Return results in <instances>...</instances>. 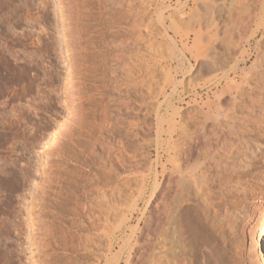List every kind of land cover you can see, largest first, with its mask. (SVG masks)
I'll return each mask as SVG.
<instances>
[{
	"label": "rangeland",
	"instance_id": "374dc122",
	"mask_svg": "<svg viewBox=\"0 0 264 264\" xmlns=\"http://www.w3.org/2000/svg\"><path fill=\"white\" fill-rule=\"evenodd\" d=\"M73 1L0 0V264H156L164 226L161 185L169 199L183 187L180 178L196 168L209 169L212 189L219 173L231 174L224 181L231 182L228 194L216 196L219 210L204 219L212 227L226 201L235 205L233 244L226 248L231 264L264 263V242H257L264 211V88L248 87L239 100L229 89L236 77L259 70L253 64L264 48V0H132L131 9L118 4L111 11L108 21L118 20L116 32L105 30L115 23L100 15L97 0H86L88 6L76 0L78 9ZM108 4L104 9L113 7ZM84 10L87 16L76 17ZM100 24L107 26L101 30ZM125 38L133 43L132 65L117 69L115 85L101 96L93 82L100 84L104 74L76 65L75 58L101 48L111 52ZM252 48L237 75L204 86L208 72H224ZM196 96L199 103L209 101V115L194 116ZM97 101L124 122L115 125L114 142L133 158L102 175L97 193L80 187L84 206L74 226L72 204L63 203L68 187L56 196L47 168L70 152L54 149L75 113L85 107L92 116ZM181 120L190 122L193 143L172 179L174 163L163 173L157 139L175 133ZM75 130L76 140L83 139L86 130ZM183 188L195 195L194 187L192 193ZM50 226L54 235L45 245L42 235Z\"/></svg>",
	"mask_w": 264,
	"mask_h": 264
},
{
	"label": "bare ground",
	"instance_id": "6f19581e",
	"mask_svg": "<svg viewBox=\"0 0 264 264\" xmlns=\"http://www.w3.org/2000/svg\"><path fill=\"white\" fill-rule=\"evenodd\" d=\"M84 1L85 3L87 2L86 0ZM84 1L82 2L83 4H84ZM111 1L112 0H97L95 2H98L97 3L98 6L97 5L96 6L99 7L98 9H100L99 10L100 12L98 11L100 15H102L103 17L105 16L104 19H107V22L115 23L114 26L113 25L107 26L108 23L106 25L100 24L99 27H101V30L104 29L103 27L107 26L105 30L108 29L109 32L114 30L113 32H116L118 31L117 29H115V28H118V26H116L118 24L117 23L118 20L115 21L114 19H110L114 21H108L110 18L109 16L112 13L111 11L114 10L115 7L117 8L118 4H119L118 7H121V8L128 7L129 9H131L132 0H121V1L113 0L112 2ZM73 2H74L73 3L74 7L77 8L80 6L78 3H81V2H78L76 0ZM90 2H92V0ZM106 3H109V4L113 3V7L108 6V8L106 7L104 9L103 5H105ZM93 4L95 3L93 2ZM96 6H93V7L91 6V7L94 8ZM82 7L80 8L82 9ZM83 9H86V8L84 7ZM98 9H95L96 13ZM89 10L91 11V8ZM92 11L90 12L88 17H92L91 16V14H93ZM82 12L81 13L79 11L75 12L76 17L78 16L80 17L81 14H84V12L86 13L85 10ZM86 16H87V13H86ZM85 21H88V20H83V22ZM135 24H136L135 25L136 28L142 27L141 21L138 22V20H136ZM84 27L88 29L89 26L88 24H86V26L84 25ZM79 37H82V35H79ZM113 40L115 39L113 38ZM119 40H117L118 43L115 46L116 49L111 50V52L105 50L104 48L103 49L101 48V50H99V53L97 54L86 51L78 55L79 57L75 56L76 65L78 66L80 65V67L81 66L83 67L91 66L90 68H93L95 73L96 71H100L101 73L104 74L103 80L100 82V84L96 81L93 82V83L98 84L96 88H97V91L101 93V96L105 95L108 87L115 85V80H114L113 75L116 73V70L122 66H126L128 63H129L128 66L132 65L131 64L132 62L130 63V60L132 58L131 52H133V48H132L133 43L130 42L131 39L125 38L120 42ZM110 45H109L110 47L113 46L112 44ZM94 47L99 49V47L98 46L96 47V45ZM79 49H81V47H79ZM253 55H254V49L252 48L248 51H245L242 54L241 59H239L238 62H236L232 66L226 68L224 72H216L214 70H211L210 72H208V74H210L211 77L208 76L210 78L204 81L203 83L204 86L210 87L211 85H214V84L219 85L223 81V79L225 78L227 79L231 74L237 75V73L240 72L241 70L240 65L246 62L247 60L251 59ZM77 59H80V60H78L77 62L76 61ZM256 65L259 67V70H257V73L255 74L247 73L246 75H244V77H236V81L229 84V89L231 90V94L233 97L232 99L239 100L240 96L246 95L245 89H247L248 87L262 86L264 88V48L258 53L257 60L253 64V66L256 67ZM200 78L201 76L198 75L197 79H200ZM263 88H261V90ZM104 98H106V96ZM197 98L198 97L196 96L194 99L195 107H193V110H192L194 113V116L196 118H199L201 117L199 114H202V117L209 115L210 112L212 111L209 101L199 103ZM98 100L99 101L102 100V97H99ZM99 101L97 102L99 103ZM98 103H96L94 106V114H92V116H90L84 111L85 107L84 109H80L75 113L70 127L64 133V139L59 141L54 149L55 150L54 152L55 153L57 152L58 154L62 148L64 149V147L68 148L67 150H69L70 152L66 150L67 152H69L68 155L67 156L64 155L66 157L62 155L63 157H59L58 158L59 160L58 161L56 160L57 162H52V159H51V161L48 163V168H47L48 169V172H47L48 183L59 189V190L54 191L56 196H59L60 191H67V187H68V191L66 194L67 196H71V197L66 196L67 199L64 197L65 200L63 201V203H65L66 205L72 204V206L70 205L69 210L70 212L74 214L73 216L74 226L77 224V218H76L78 214L77 209L79 207L84 206L81 202L82 200H79L78 195H77V192L80 189V187L85 189L86 192L88 191V193H97V188L101 182L100 178L102 177V175L109 176L113 171L119 170V168H121L125 163H127L129 159L133 158L132 157L128 159L129 155L126 154L122 150V147L117 146L116 143L114 142V134H113L114 127L116 124L124 123V122L122 120H119L118 118H115V119L111 118L110 116L111 114L106 106V103L105 105H102V106L100 105V103L99 104ZM236 107L238 106L236 105ZM235 110H237V108ZM182 120L179 123L180 124L179 129H177L175 133H169L165 135V137L161 135L157 139L158 140L157 141L158 159L161 161L163 173H165L168 167L169 161L174 163L172 165V171H171V173H173L171 174L173 175L172 179L176 178L174 173L175 172L177 173L178 172L177 170H179L180 168L181 169L183 168L182 164L184 163L186 156H187L185 152L187 151L186 153H188L189 151L188 148L190 147V144L193 143L192 141L193 138L189 136L190 133H189L188 127H189L190 122L189 121L182 122ZM75 126H77L79 129L83 131L86 130V134H82L83 139L76 140L77 135L75 133L76 132ZM72 143L74 146L71 145ZM62 152L60 154H62ZM168 153H170V156H168ZM167 156L170 159H168ZM134 159L130 161H132V163H135L136 160L134 161ZM211 164L212 163H210V165ZM62 166L63 167L67 166V167L66 168L64 167V170H59ZM243 167L245 168L246 165H244ZM211 169L213 170V167ZM208 170L209 169H203V168L197 170L196 168V170L194 169V171L192 172H188V173L186 172L187 177L183 176L180 178V184L183 187H185L187 190L190 191V188L191 189L193 187L195 188V190L193 191L195 194L193 195L194 198L191 197L189 193L187 194L182 193L184 188L181 186L183 189L181 188L179 190V193L176 191L173 194L172 191L174 189L170 191L172 193V197L170 196L169 199L171 200H169L168 199L169 195L167 194L168 191H166L167 189H166L165 184L161 185L160 199H159L160 206L159 207L161 209L160 211L161 212L160 214H162L161 217L162 219H164V226H163V231H161L162 236H160L161 238H160V243H159L160 244L159 246V249H160L159 256L160 257L158 256L159 259L158 261H156L157 262L156 264H231V261L229 260L230 256H228L230 252L227 253L226 248L233 242V238H231V236L234 233L232 223L234 224L235 223L234 221L237 218L233 216L235 215L233 214L235 205L232 206L233 203L232 204L229 203L228 205V201H226L227 204L224 207L223 212L220 210L222 214L220 215V212H219V214L217 213L219 216L215 215V217L218 218V219L216 218L218 223L216 222L215 224H213L212 227L209 225V228H208L207 224L212 225V223H208L209 221L206 220L208 219L209 214H212V213L214 214V212L216 211L215 208L216 209L218 208V207H215L217 206L215 205L216 202H219L217 201L219 197L216 198V196L218 195L221 196L222 194L226 193V190L228 189L229 184L231 186L230 181H229L230 183L229 182L224 183V181L227 178L229 180L230 177L228 176H230L231 174L230 173H229L230 175L224 174V177H222L221 173H219L218 174L219 179L217 178L218 179L217 187L216 189H212L211 188L212 184H210V181H209L210 171ZM165 183L167 184V182ZM65 184L67 185V187L65 186ZM231 187L230 189L234 188V186L233 188ZM238 206L239 204L237 205V207ZM211 209L214 212L211 213L210 212ZM232 217L235 219L233 220ZM204 219L208 221L207 224H205ZM213 220L215 219L213 218ZM212 221L210 220V222ZM258 222L259 223L257 227V237H258L257 242L260 246H262L264 242V211L261 214ZM52 228L53 226L51 227V229L45 230L42 235V243H44L45 245L51 244L50 241L49 242L47 241L50 236L53 237L54 235L53 234L54 232L52 233L51 231V230H54ZM76 236H78V234H76L75 237ZM231 247L232 246H230V248ZM230 254H232V252ZM230 259H233V258H230ZM262 262H264V258Z\"/></svg>",
	"mask_w": 264,
	"mask_h": 264
}]
</instances>
